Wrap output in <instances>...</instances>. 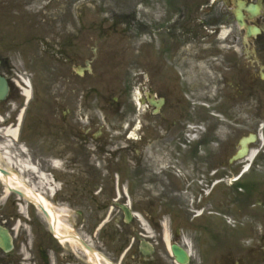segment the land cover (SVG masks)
I'll return each instance as SVG.
<instances>
[{"label": "flooded vegetation", "instance_id": "obj_1", "mask_svg": "<svg viewBox=\"0 0 264 264\" xmlns=\"http://www.w3.org/2000/svg\"><path fill=\"white\" fill-rule=\"evenodd\" d=\"M258 1L222 0L218 14L197 20L180 2L172 10L166 0H144L145 15L131 3L129 17L109 22L101 5L88 15L87 0H0L8 85L0 180L23 177L37 197L1 185L0 264H183L175 243L189 251L188 264H264V145L255 143L250 161L236 156V111L246 100L227 98L248 86V75L264 74V31L248 37L235 14L240 7L249 16ZM245 21L261 27L264 14ZM222 26L228 37L218 47ZM41 64L49 74L29 72ZM21 158L37 169L20 172ZM236 174L245 206L233 228L246 230L239 238L214 214L217 188ZM45 207L65 210L60 224Z\"/></svg>", "mask_w": 264, "mask_h": 264}, {"label": "rangeland", "instance_id": "obj_2", "mask_svg": "<svg viewBox=\"0 0 264 264\" xmlns=\"http://www.w3.org/2000/svg\"><path fill=\"white\" fill-rule=\"evenodd\" d=\"M87 1L89 3H87L86 10H88V15H90L92 14L94 9L92 6H89V5H93L94 0H87ZM130 1L132 0H96L95 4L101 5L100 9H102L104 19L106 20V19L114 18V15H116L118 18L127 16V12L130 9L129 8L130 6L128 3ZM188 1L191 3V0H188ZM201 1L202 0H198V2H201ZM139 2H142V0H139ZM192 5H193V8H195L194 3ZM221 7H222V4H219V2H217L214 6L215 9H218ZM140 8L143 9L144 7L142 8L140 5ZM189 11H192L191 5L189 6ZM109 22H111V20H109ZM5 28H12V26L10 25L5 26L4 29ZM118 28H121V27H118ZM2 29H3V26L0 25V30ZM112 38L120 39L119 35H113ZM0 40H2V38ZM131 56H132V52L129 50L128 54L124 56L125 60L131 61ZM35 69L37 70V74L39 75V78H41L42 75L49 74L50 71L52 70L50 65L46 66L45 64L44 65L41 64L38 67L29 66V72ZM125 71L130 72L131 75L133 74V72L131 71V66H129L128 68H125ZM237 92L241 94L246 93V96H247V103L243 104V106H241L240 104V110L236 111V121L239 120L240 118L244 120V125L237 122L236 126L239 131L240 129H242L243 132L240 131L241 135L243 134L245 136V134H248V132H253L252 129L255 123H257V121H261L264 118V109H261L259 107V103L264 101V87L258 84V85L249 86L248 88H244L243 90H240V89L236 90L235 93ZM101 94L105 95V97L111 96L112 98V94L108 93L107 91H101ZM233 96L234 95L229 96L230 97L229 100L232 101ZM235 102L239 103L238 100H236ZM232 116H234V114ZM225 130L226 128L223 126L221 128V131L223 132ZM216 196H217V209H218L217 215L219 217V221H217L216 224L217 223L220 225L226 224L224 226L225 228L231 227L232 229L230 228L231 231H228V233H234L235 236L233 235V238H239L240 236H244L245 231H246L244 228L233 229L235 228L236 226L235 224H237L239 220L243 222L242 216L244 215V212H245L243 195H241L240 193H237L235 188H230L227 186L226 188L218 187L216 190ZM253 208L256 209V207H253ZM239 226H243V224L241 223ZM233 230L235 231L233 232Z\"/></svg>", "mask_w": 264, "mask_h": 264}, {"label": "bare ground", "instance_id": "obj_3", "mask_svg": "<svg viewBox=\"0 0 264 264\" xmlns=\"http://www.w3.org/2000/svg\"><path fill=\"white\" fill-rule=\"evenodd\" d=\"M225 33L222 34V36H224ZM30 93V89H26V94L29 95ZM254 155V152H252L251 154V157ZM248 158V156H247ZM17 166L20 167L22 169V167H33L31 166L30 162H28L27 160L25 159H21L18 163H17ZM8 184L9 186H14V187H17V188H22L23 186L26 187L27 189V192L30 194V195H33L32 192H33V188L32 187H29L28 184H27V180L26 179H19V177H13L12 179H9L8 180ZM8 188V186H7ZM52 211V210H51ZM65 210L60 208V209H56V213L59 214V218H58V222L59 224L61 223L62 221V216L64 215V212ZM52 214H54V217L56 216L55 212L52 211ZM72 245H73V242H70Z\"/></svg>", "mask_w": 264, "mask_h": 264}, {"label": "water", "instance_id": "obj_4", "mask_svg": "<svg viewBox=\"0 0 264 264\" xmlns=\"http://www.w3.org/2000/svg\"><path fill=\"white\" fill-rule=\"evenodd\" d=\"M4 81H5V80H4L3 78L0 77V84H1V83L4 84ZM173 250H174V252L177 253V247H176V246L173 247Z\"/></svg>", "mask_w": 264, "mask_h": 264}]
</instances>
